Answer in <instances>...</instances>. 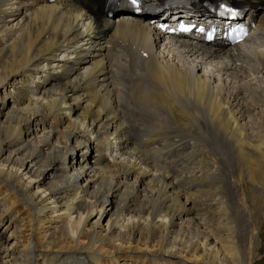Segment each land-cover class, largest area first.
Wrapping results in <instances>:
<instances>
[{
    "label": "bare ground",
    "instance_id": "obj_1",
    "mask_svg": "<svg viewBox=\"0 0 264 264\" xmlns=\"http://www.w3.org/2000/svg\"><path fill=\"white\" fill-rule=\"evenodd\" d=\"M204 1L264 34V0ZM102 3L0 0V264H254L264 43L167 48Z\"/></svg>",
    "mask_w": 264,
    "mask_h": 264
},
{
    "label": "rangeland",
    "instance_id": "obj_2",
    "mask_svg": "<svg viewBox=\"0 0 264 264\" xmlns=\"http://www.w3.org/2000/svg\"><path fill=\"white\" fill-rule=\"evenodd\" d=\"M74 59L75 58L73 57V59L71 58L70 60L73 61ZM87 59H91V58H87ZM79 63L84 68L87 67V66H89V63H85V60L84 59L79 60ZM75 69H76V73L82 70V69H78L77 70V67L76 66H75ZM47 72L49 73L51 71L47 70L46 73ZM122 74L124 75L125 74V71L122 72ZM55 75H57V73H54V74L49 75L50 79H53V77ZM12 97L13 98H9V97L7 98L8 99L7 108L13 103V99H14L15 96L12 95ZM108 158L111 159L110 157H108ZM92 160H93V157H91V158L88 159V161L90 163H93ZM71 173H73L74 175L77 174V172L76 171H73V170L71 171ZM2 205H3V203H2V201H0V213H2L1 211H2V209H4V207H2ZM16 207H19V206L16 205ZM101 214L103 216H102V219L100 221V226H97L96 227V230L97 231L101 230L102 228H104L106 226L107 221L109 220L110 216L113 214V210L112 211H105L104 213L102 212ZM11 217H12L11 213L10 214L7 213L6 216H5V221L7 222ZM97 219H98V212H95L90 217L89 224L95 222ZM3 220H4V217H2L0 219V222L3 221ZM6 222L0 224V230L6 225ZM256 222H257L256 240L259 241L260 245H259V247H258L257 243L255 245L254 256L256 257V259L254 261V264H264V253L263 252L259 253L260 252L259 250H263L264 249V222H262L261 218H258L256 220ZM11 230L12 229L6 231L7 235L11 232ZM21 232H22L23 235H26V236L29 234V231H27L26 229H22ZM18 235L19 234H16V238H14L13 236H10L9 237L10 238L9 239V242L10 243L13 242V241L14 242H18L19 241V236ZM17 248H20V246L18 245ZM120 263H122V261H120ZM129 263H131V264H140L137 261L135 263H134V261H130ZM102 264H108V259H105V261L102 262Z\"/></svg>",
    "mask_w": 264,
    "mask_h": 264
},
{
    "label": "snow or ice",
    "instance_id": "obj_3",
    "mask_svg": "<svg viewBox=\"0 0 264 264\" xmlns=\"http://www.w3.org/2000/svg\"><path fill=\"white\" fill-rule=\"evenodd\" d=\"M130 2L133 4V5H136L138 0H130Z\"/></svg>",
    "mask_w": 264,
    "mask_h": 264
}]
</instances>
